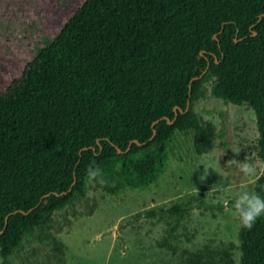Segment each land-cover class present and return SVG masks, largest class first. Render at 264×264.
<instances>
[{
  "label": "trees",
  "instance_id": "obj_1",
  "mask_svg": "<svg viewBox=\"0 0 264 264\" xmlns=\"http://www.w3.org/2000/svg\"><path fill=\"white\" fill-rule=\"evenodd\" d=\"M206 83L212 96L253 110L264 162V0H83L0 90V257L37 230L52 264H64L62 242L45 230L85 196L93 161L106 180L95 185L113 195L164 172L175 130H192L203 153L213 126L193 102ZM258 176L264 197V166ZM238 238V264H264V216ZM189 264L232 263L194 253Z\"/></svg>",
  "mask_w": 264,
  "mask_h": 264
},
{
  "label": "rangeland",
  "instance_id": "obj_2",
  "mask_svg": "<svg viewBox=\"0 0 264 264\" xmlns=\"http://www.w3.org/2000/svg\"><path fill=\"white\" fill-rule=\"evenodd\" d=\"M82 1L0 0V90ZM204 87L193 110L201 124L213 126L210 147L198 154L193 131L175 130L165 143V170L147 187L111 195L87 183L85 196L55 211L45 230L62 242L64 264H189L194 253L238 264L240 224L231 203L244 178L238 165L227 162L244 160L257 175L264 162L256 154L253 110L212 96L209 83ZM204 169L208 176L201 182ZM253 186L245 190L255 193ZM177 205L189 209L159 212ZM39 236L37 230L25 235L0 264H52L48 241Z\"/></svg>",
  "mask_w": 264,
  "mask_h": 264
},
{
  "label": "clouds",
  "instance_id": "obj_3",
  "mask_svg": "<svg viewBox=\"0 0 264 264\" xmlns=\"http://www.w3.org/2000/svg\"><path fill=\"white\" fill-rule=\"evenodd\" d=\"M239 153V152H237ZM236 164L239 166V171L244 178V183L240 185V190L236 192L234 202L232 203L233 215L239 220L240 227L245 230H252L257 220L264 216V197L245 190L247 185L255 184L259 179L256 168L243 160L230 159L227 165ZM208 176V169L198 177L203 182ZM85 180L88 183L104 185L106 183L103 170L94 161L88 165L85 170ZM197 191V189H196Z\"/></svg>",
  "mask_w": 264,
  "mask_h": 264
},
{
  "label": "water",
  "instance_id": "obj_4",
  "mask_svg": "<svg viewBox=\"0 0 264 264\" xmlns=\"http://www.w3.org/2000/svg\"><path fill=\"white\" fill-rule=\"evenodd\" d=\"M260 17L261 16H259L258 17V19H260ZM253 34H255V32H253ZM213 37H215V36H213ZM216 61V60H215ZM207 67H208V62L206 63V66H205V68L201 71V73L198 75V76H196V77H192L191 79H190V81H189V88H190V82L193 80V79H196V78H199L205 71H206V69H207ZM188 108V101L186 102V106H185V110ZM173 112H174V117H176V115H177V113L178 112H182V110L179 108V107H173ZM166 119V121H167V123H171L172 121L171 120H169L168 118H165ZM154 123V122H153ZM152 123V124H153ZM154 135V130H153V132H152V136ZM152 136L150 137V139L152 138ZM131 142H135L137 145H140V142H138V141H136V140H132V141H130V143ZM129 143V144H130ZM117 152H120V150L119 149H117ZM79 153H80V151H79ZM53 194H55V195H58V194H56V193H53ZM13 212H17V210H14ZM6 223V217H5V220H4V224ZM5 226V225H4Z\"/></svg>",
  "mask_w": 264,
  "mask_h": 264
}]
</instances>
